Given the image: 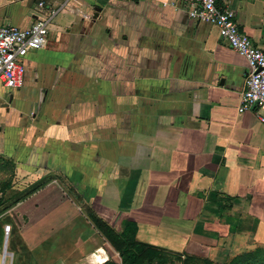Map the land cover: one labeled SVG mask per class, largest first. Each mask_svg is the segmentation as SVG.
Returning a JSON list of instances; mask_svg holds the SVG:
<instances>
[{"label": "crops", "instance_id": "crops-1", "mask_svg": "<svg viewBox=\"0 0 264 264\" xmlns=\"http://www.w3.org/2000/svg\"><path fill=\"white\" fill-rule=\"evenodd\" d=\"M178 1L0 0V26L56 12L45 45L26 58L52 77L50 100L27 119L0 105L3 151L36 183L0 221L16 208L36 220L13 229L35 237L33 262L110 259L82 203L117 231L133 221L137 240L183 256L223 237L264 248V124L255 109L237 110L246 60ZM217 3L264 51V0ZM95 7V20L82 18ZM75 227L80 240L68 245Z\"/></svg>", "mask_w": 264, "mask_h": 264}, {"label": "rangeland", "instance_id": "rangeland-1", "mask_svg": "<svg viewBox=\"0 0 264 264\" xmlns=\"http://www.w3.org/2000/svg\"><path fill=\"white\" fill-rule=\"evenodd\" d=\"M131 1L136 4L138 3V0ZM125 5H127V3H125ZM35 69L39 73L37 80H35L34 77ZM26 70V80L24 86H22L20 90L9 88L6 89L0 86V105L9 99L10 94H13V98L11 100L12 112L17 111L24 119L30 118L34 113L38 114L41 112V107L44 106L46 101L50 100L52 95V77L42 76L41 73H43V71L41 70V66L39 64L32 66V68H26ZM48 74H50V71H48ZM3 119L0 121V128L4 129V126H2L4 122ZM13 135L15 136V134ZM7 138H9V133L7 134L6 132V134H3L2 130H0V219L5 216L4 213H6L7 210H10L11 207L15 206V204H17V202H19L24 197V195L36 185V183L31 184V182L25 181L26 176L25 173L19 168L18 158L12 159L5 155L3 148L8 149L9 142H7ZM16 138H18V136ZM65 188L67 191H69V187L67 185ZM85 205V203H82V208H84ZM85 208L87 207L85 206ZM33 216L36 217L35 214H33ZM11 218L12 220L9 222V224L3 220L0 221V264L2 261L4 248L8 253H10V256L9 254L6 255L5 264H37L35 261L33 262V260L36 259V253H38V248L36 247L35 243H32L35 240V237L29 236L25 242L24 237L20 236L19 233H16L13 230L16 228H25L27 225L29 228V224L34 225L37 223L36 220H29V216H24V219L21 220V212L18 208L12 211ZM8 226L10 231L8 234H6V229ZM82 228H84V226H82ZM69 229L72 230L71 228ZM75 230H78V227H75L72 231H70L67 234V237H63L64 240L67 241L68 245L74 241L80 240L81 236L75 237ZM98 241L101 244L106 242L105 240ZM105 244L111 250L109 252V258L113 261L119 262L118 255L113 251L109 244ZM255 247L250 243L247 245V238L223 237L219 238V242H217V245L212 246V249L210 248L207 251L202 252L196 250L195 252L185 254L186 256L191 257V259L188 263H185L184 261V264H226L233 257L252 251L255 249ZM52 251L53 255H57L59 250L53 249ZM39 257L43 258V255L40 254ZM98 257L102 256L96 254L94 256V262L95 260H99ZM102 259L104 260L103 257ZM100 262L96 263L100 264ZM38 263L43 264L41 261H39V259ZM53 263L57 264L56 262ZM169 264L182 263L171 262Z\"/></svg>", "mask_w": 264, "mask_h": 264}, {"label": "built area", "instance_id": "built-area-1", "mask_svg": "<svg viewBox=\"0 0 264 264\" xmlns=\"http://www.w3.org/2000/svg\"><path fill=\"white\" fill-rule=\"evenodd\" d=\"M39 5H43L42 2ZM177 6L198 22H207L217 27L218 34L229 47L243 56L247 63L244 90L240 95L238 112L255 109L264 124V51L244 32L240 31L233 9L219 6L217 0H179ZM92 12L83 14L84 19H92ZM56 14L38 17L28 27L13 25L0 26V84L9 89H20L26 80V58L46 42L49 25ZM9 232V226L6 234ZM6 251L1 264H5ZM12 254V253H11ZM13 255V254H12ZM95 264V263H94Z\"/></svg>", "mask_w": 264, "mask_h": 264}, {"label": "trees", "instance_id": "trees-1", "mask_svg": "<svg viewBox=\"0 0 264 264\" xmlns=\"http://www.w3.org/2000/svg\"><path fill=\"white\" fill-rule=\"evenodd\" d=\"M85 206L84 211L87 218L90 219L93 226L119 257L118 263L108 259L104 264H169L171 262L184 264V261L188 263L191 259L189 256L172 253L155 245L137 240V225L133 221H127L124 228L121 231H117L108 222L100 218L90 206ZM226 264H264V248L257 246L252 251L233 257Z\"/></svg>", "mask_w": 264, "mask_h": 264}, {"label": "water", "instance_id": "water-1", "mask_svg": "<svg viewBox=\"0 0 264 264\" xmlns=\"http://www.w3.org/2000/svg\"><path fill=\"white\" fill-rule=\"evenodd\" d=\"M100 10H101V8H99V7L94 8V10L91 13L92 14V20H95L98 17ZM12 98H13V94H10L8 101L3 102L1 104V106L8 108L9 103L11 102ZM5 246H6V238H5ZM5 254H6V250L4 248L3 255H2V262H3V258L5 256Z\"/></svg>", "mask_w": 264, "mask_h": 264}, {"label": "flooded vegetation", "instance_id": "flooded-vegetation-1", "mask_svg": "<svg viewBox=\"0 0 264 264\" xmlns=\"http://www.w3.org/2000/svg\"><path fill=\"white\" fill-rule=\"evenodd\" d=\"M7 101H8V99H7ZM10 104H11V102H10ZM8 110H9V107H8Z\"/></svg>", "mask_w": 264, "mask_h": 264}]
</instances>
